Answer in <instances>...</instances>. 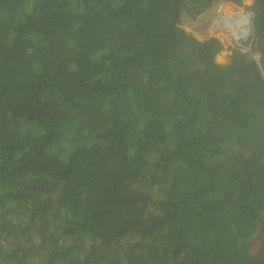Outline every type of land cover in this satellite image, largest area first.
<instances>
[{
  "label": "trees",
  "instance_id": "trees-1",
  "mask_svg": "<svg viewBox=\"0 0 264 264\" xmlns=\"http://www.w3.org/2000/svg\"><path fill=\"white\" fill-rule=\"evenodd\" d=\"M0 264H264V0H0Z\"/></svg>",
  "mask_w": 264,
  "mask_h": 264
},
{
  "label": "built area",
  "instance_id": "built-area-1",
  "mask_svg": "<svg viewBox=\"0 0 264 264\" xmlns=\"http://www.w3.org/2000/svg\"><path fill=\"white\" fill-rule=\"evenodd\" d=\"M242 16H246L248 19V29L243 27ZM230 17H231V23H227V28L229 34H231L232 40L234 42L233 43L234 46L236 47V49L245 50L247 53L251 55V57L255 58V56L252 53L250 44L248 45V42L252 41L254 34L253 26H252V15L250 11L242 10V12L232 14ZM245 33H247V36L243 40ZM222 51H226V49Z\"/></svg>",
  "mask_w": 264,
  "mask_h": 264
},
{
  "label": "rangeland",
  "instance_id": "rangeland-1",
  "mask_svg": "<svg viewBox=\"0 0 264 264\" xmlns=\"http://www.w3.org/2000/svg\"><path fill=\"white\" fill-rule=\"evenodd\" d=\"M247 3H250L251 0H246ZM242 12V10L239 11H228V12H224L221 16L220 19L218 20V30H219V34L221 36L227 37L228 38V44H233V40L231 37V34H229V31H227V23H231V15L235 14V13H239ZM245 20H247L246 16H242V24L245 22ZM226 25V28L224 27ZM219 35V37H221ZM231 52L229 51V49L227 48L226 51H220L219 54H217V59L220 61H224V62H228L231 58Z\"/></svg>",
  "mask_w": 264,
  "mask_h": 264
},
{
  "label": "bare ground",
  "instance_id": "bare-ground-1",
  "mask_svg": "<svg viewBox=\"0 0 264 264\" xmlns=\"http://www.w3.org/2000/svg\"><path fill=\"white\" fill-rule=\"evenodd\" d=\"M243 27L246 28V29H248V26H247L246 20H245V22L243 23ZM246 36H247V33L244 34L243 40L246 38Z\"/></svg>",
  "mask_w": 264,
  "mask_h": 264
},
{
  "label": "crops",
  "instance_id": "crops-1",
  "mask_svg": "<svg viewBox=\"0 0 264 264\" xmlns=\"http://www.w3.org/2000/svg\"><path fill=\"white\" fill-rule=\"evenodd\" d=\"M247 26H248V19L246 20Z\"/></svg>",
  "mask_w": 264,
  "mask_h": 264
},
{
  "label": "clouds",
  "instance_id": "clouds-1",
  "mask_svg": "<svg viewBox=\"0 0 264 264\" xmlns=\"http://www.w3.org/2000/svg\"><path fill=\"white\" fill-rule=\"evenodd\" d=\"M239 11V10H238ZM225 28H226V25L224 26ZM227 29V31H228V28H226Z\"/></svg>",
  "mask_w": 264,
  "mask_h": 264
}]
</instances>
